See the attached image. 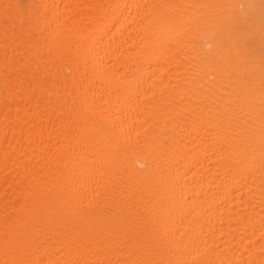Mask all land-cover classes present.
Instances as JSON below:
<instances>
[{"label":"bare ground","instance_id":"obj_1","mask_svg":"<svg viewBox=\"0 0 264 264\" xmlns=\"http://www.w3.org/2000/svg\"><path fill=\"white\" fill-rule=\"evenodd\" d=\"M0 264H264V0H0Z\"/></svg>","mask_w":264,"mask_h":264}]
</instances>
